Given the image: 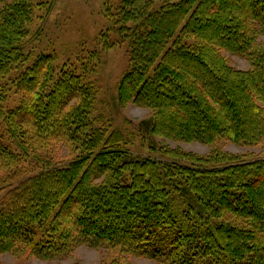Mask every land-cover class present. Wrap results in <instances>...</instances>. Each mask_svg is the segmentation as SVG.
<instances>
[{
	"label": "trees",
	"instance_id": "1",
	"mask_svg": "<svg viewBox=\"0 0 264 264\" xmlns=\"http://www.w3.org/2000/svg\"><path fill=\"white\" fill-rule=\"evenodd\" d=\"M111 1L104 14L118 40L102 32L99 45L126 44L117 101L151 112L140 128L181 142H262L264 0ZM28 7L0 0V79L16 72L18 95L6 106L0 86L17 149L0 141V255L52 261L85 246L108 251L102 264H264V152L134 157L123 133L92 115L89 70H56L50 55L23 51ZM59 144L74 156L67 164L54 162Z\"/></svg>",
	"mask_w": 264,
	"mask_h": 264
},
{
	"label": "rangeland",
	"instance_id": "2",
	"mask_svg": "<svg viewBox=\"0 0 264 264\" xmlns=\"http://www.w3.org/2000/svg\"><path fill=\"white\" fill-rule=\"evenodd\" d=\"M119 1L116 0L117 3ZM26 2L29 5L28 20L25 23L28 35L27 39L23 40V51L33 57L39 54L50 55L56 70L62 65L79 74L86 69L89 70L87 76L95 80L99 89L92 115H101L104 123L119 129L127 143L125 148L134 157L183 164L187 161L168 157L165 151L178 150L198 156L220 152L244 156V159L263 155L264 139L257 146L235 145L228 141H217L208 145L169 140L143 130L140 123L151 118V112L133 105L122 107L117 101V83L127 67L126 44H115L108 50H103L99 45L102 32H107L112 41L118 40V35L104 14L103 0H26ZM223 55L228 58L231 66L240 70L249 68L244 59L225 51ZM15 75L16 72H13L7 78L0 79V86L6 84V88L9 89L6 94V106H15L18 102V95L14 93L11 83ZM0 141L13 153L17 152L13 140L7 135L1 117ZM59 147L54 162L59 165L67 164L74 156L67 155L68 150L65 146L59 144ZM6 191L7 189L0 191V202ZM106 254L108 251L104 249L80 246L69 256L52 261L6 253L0 255V264H102ZM127 259L132 264H165L148 258L129 256Z\"/></svg>",
	"mask_w": 264,
	"mask_h": 264
}]
</instances>
